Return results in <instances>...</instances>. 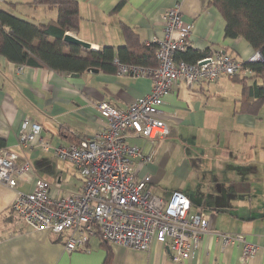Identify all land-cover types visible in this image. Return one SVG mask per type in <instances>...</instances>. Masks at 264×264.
<instances>
[{"label":"crops","instance_id":"1","mask_svg":"<svg viewBox=\"0 0 264 264\" xmlns=\"http://www.w3.org/2000/svg\"><path fill=\"white\" fill-rule=\"evenodd\" d=\"M26 5L31 0H8ZM208 0H78L79 28L68 32L90 44L92 50L125 44L123 26L131 28L139 43L148 46L162 36L160 14L179 5L190 25L187 48L205 56L224 53L248 62L256 53L242 38H227L225 21ZM6 3V2H5ZM1 10L29 22L46 23L56 16L35 8L38 18L17 16L8 4ZM243 71L222 76L214 83L187 86L178 83L166 95L158 117L170 133L149 140L127 133L125 142L149 156L146 163L133 159L138 179L147 178L151 192L167 198L178 190L190 200V212H201L210 230L240 233L256 245L253 257L243 256V243L222 248L214 233L201 238L193 257L176 263L167 244L152 242L148 250L107 243L91 236L85 248L67 251L70 232L53 233L28 227L10 209L15 190L29 192L35 177L51 184L52 197L80 193L84 179L70 161L43 149L22 150L17 133L23 120L37 122L41 137L51 145L66 146L89 139L105 127L95 104L106 101L125 110L151 89L146 77L86 71L62 74L47 68L14 64L0 56L1 148L28 162L31 172L19 177L14 189L0 183V264H264V113L263 104L244 96L243 82L253 79ZM235 78V79H234ZM258 83L260 80H257ZM0 148V149H1ZM108 252L111 256L108 259Z\"/></svg>","mask_w":264,"mask_h":264},{"label":"built area","instance_id":"2","mask_svg":"<svg viewBox=\"0 0 264 264\" xmlns=\"http://www.w3.org/2000/svg\"><path fill=\"white\" fill-rule=\"evenodd\" d=\"M162 36H153L155 67L120 64L116 75L146 77L151 89L135 99L125 110L106 101L95 104L105 127L89 139L75 144L51 145L41 137L39 123L25 119L17 133V145L22 150L51 151L58 159L70 161L84 179L80 193L52 197L51 184L36 176L29 192L15 190L19 177L31 172L28 162H18L16 153L0 149V183L15 190L11 211L35 230L53 233L70 232L65 248L72 251L85 248L91 236L129 248L148 250L152 242L167 244L172 258L181 263L193 257L201 238L214 233L222 248L243 243V256L253 257L257 247L245 241L240 233L210 230L201 212H190V200L178 190L167 198L151 192L147 178L138 179L133 159L146 163L149 156L141 148L125 142L127 133L142 135L149 140L169 135L167 125L158 117L163 99L183 82L187 86L214 83L222 76L250 71L230 55L215 53L195 63L177 60L178 52L187 48L190 25L183 19L179 5L160 14ZM260 60L255 53L248 62Z\"/></svg>","mask_w":264,"mask_h":264},{"label":"trees","instance_id":"3","mask_svg":"<svg viewBox=\"0 0 264 264\" xmlns=\"http://www.w3.org/2000/svg\"><path fill=\"white\" fill-rule=\"evenodd\" d=\"M13 7L14 3H6ZM32 7L42 6L56 12L53 20L46 23H32L0 9V56L17 64L47 68L62 74H82L89 69L115 73L120 64L140 67H155L154 45L139 43L137 34L129 27L121 28L125 44L114 48L105 46L98 50L85 49L64 41L68 32L79 28L80 14L78 0H31ZM215 6L225 21L224 34L227 38L242 37L260 54V60L244 62L245 68L253 72V79L246 84V78H234L243 82L244 96L252 104L264 103V0H208ZM186 48L178 52L177 60L188 63L207 57ZM257 80H260L258 83ZM77 141L72 142L75 144ZM3 143L0 141V148ZM108 259L111 252H108Z\"/></svg>","mask_w":264,"mask_h":264},{"label":"rangeland","instance_id":"4","mask_svg":"<svg viewBox=\"0 0 264 264\" xmlns=\"http://www.w3.org/2000/svg\"><path fill=\"white\" fill-rule=\"evenodd\" d=\"M9 2L8 0H0V6H3L5 8H7V4L6 3ZM17 4L14 5V7L16 6ZM28 6H30L28 4ZM28 6H24V5H18L17 7H15V10H14V13L17 15V16H20L22 18H29V19H36L38 18V13L37 12H34L35 11V8H29ZM32 7V6H31ZM37 7H41L40 9H45L46 12H50L52 10L48 9V8H45V7H42V6H37ZM27 20V19H25ZM260 113L263 115L264 113V103H263V107L260 111Z\"/></svg>","mask_w":264,"mask_h":264},{"label":"water","instance_id":"5","mask_svg":"<svg viewBox=\"0 0 264 264\" xmlns=\"http://www.w3.org/2000/svg\"><path fill=\"white\" fill-rule=\"evenodd\" d=\"M64 41L67 42V43L75 44V45H81L85 49H91V46H90L89 43H87V42H85L83 40H80L77 37H75L74 35L69 34V33H66L64 35ZM88 71L97 72V69H89ZM76 75L77 74H75V76Z\"/></svg>","mask_w":264,"mask_h":264}]
</instances>
